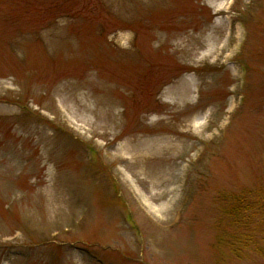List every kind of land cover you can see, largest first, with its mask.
Segmentation results:
<instances>
[{
	"label": "rangeland",
	"instance_id": "374dc122",
	"mask_svg": "<svg viewBox=\"0 0 264 264\" xmlns=\"http://www.w3.org/2000/svg\"><path fill=\"white\" fill-rule=\"evenodd\" d=\"M246 196L264 0H0V264H264Z\"/></svg>",
	"mask_w": 264,
	"mask_h": 264
},
{
	"label": "trees",
	"instance_id": "16d2710c",
	"mask_svg": "<svg viewBox=\"0 0 264 264\" xmlns=\"http://www.w3.org/2000/svg\"><path fill=\"white\" fill-rule=\"evenodd\" d=\"M249 196V195H248ZM242 197L241 199L238 200L239 205L231 210V215L232 216H240V218H242V212H247L249 209L253 208V210L256 212H259V216L261 218L260 224L262 226H264V220L262 219V216L264 217V200L261 202V200H250L249 197ZM235 220V218H234ZM244 220H246V218H244ZM236 221V220H235ZM243 248H247L244 244H240ZM237 252H242L240 249L236 250Z\"/></svg>",
	"mask_w": 264,
	"mask_h": 264
},
{
	"label": "bare ground",
	"instance_id": "6f19581e",
	"mask_svg": "<svg viewBox=\"0 0 264 264\" xmlns=\"http://www.w3.org/2000/svg\"><path fill=\"white\" fill-rule=\"evenodd\" d=\"M183 92H184V93H187L186 91H183ZM129 144H131V143H129V142L126 143V145L130 146ZM142 146H143L142 144L137 145V146L135 147V148H136L135 150L138 151V152H139V151L141 152V149H142L141 147H142ZM130 147H132V146H130ZM146 149H148V147H147ZM128 150H130V149H128ZM156 150H157V149H156Z\"/></svg>",
	"mask_w": 264,
	"mask_h": 264
}]
</instances>
